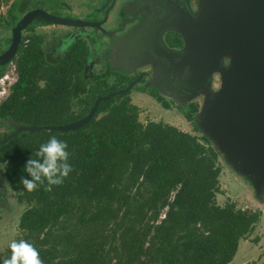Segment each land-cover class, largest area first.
<instances>
[{"label":"trees","instance_id":"1","mask_svg":"<svg viewBox=\"0 0 264 264\" xmlns=\"http://www.w3.org/2000/svg\"><path fill=\"white\" fill-rule=\"evenodd\" d=\"M27 37L14 57L18 79L0 105V118L63 124L83 117L98 95L110 96L74 131L21 132L0 145L8 186L25 205L15 240L32 243L43 264L231 262L261 212L217 202L221 166L209 140L162 121L142 123L129 92L116 99V91L134 85L135 79L124 75L109 84L105 75L96 74L74 110L80 74L89 64L85 41H75L50 62L42 36ZM172 41L182 44L179 35ZM153 95L170 108L161 95ZM197 109L198 103L190 102L185 119L192 121ZM9 133L0 134V140ZM52 136L67 143L73 171L50 192L46 183L28 192L20 183L21 177L30 179L25 165ZM10 254L9 247L0 251V264Z\"/></svg>","mask_w":264,"mask_h":264},{"label":"water","instance_id":"2","mask_svg":"<svg viewBox=\"0 0 264 264\" xmlns=\"http://www.w3.org/2000/svg\"><path fill=\"white\" fill-rule=\"evenodd\" d=\"M157 21L147 23L140 14L136 27L124 37L131 42L139 29L147 30L152 40L149 57L155 60L158 82L172 97L188 100L208 93L199 114L205 131L218 143L228 160L252 181L255 194L264 196V0H197L194 10L189 0L184 7ZM172 11V10H171ZM143 14V13H142ZM73 27L101 28V21L56 16L41 8L25 12L13 29L8 47L0 53V66L17 53L22 30L31 20ZM180 35L182 47L168 48L161 42L163 31ZM113 41L117 38L111 37ZM115 44V43H114ZM128 46L124 44V47ZM109 49H115L112 44ZM116 52V50H115ZM132 58L133 53L127 54ZM115 58V57H114ZM112 57H110L111 61ZM109 61V62H110ZM219 73L220 89L212 92L213 74ZM136 81V79H135ZM133 82L115 92L116 99L129 92ZM108 95H98L81 118L63 124L30 125L13 121V130L0 145L21 132L74 131L87 124L99 103Z\"/></svg>","mask_w":264,"mask_h":264},{"label":"rangeland","instance_id":"3","mask_svg":"<svg viewBox=\"0 0 264 264\" xmlns=\"http://www.w3.org/2000/svg\"><path fill=\"white\" fill-rule=\"evenodd\" d=\"M13 0H4L0 6V21L1 16L4 17L10 2ZM66 2H74L76 6L74 12L80 14V10L77 8L78 0H65ZM83 1V0H82ZM87 0H84L85 2ZM89 5H99L100 0H88ZM35 2L32 0H16V10L21 15L26 7L33 6ZM86 4V2L84 3ZM195 4V2H194ZM124 6V11L126 12ZM82 14V13H81ZM17 18V17H16ZM86 20H93L89 17ZM33 29V30H32ZM70 29L73 32V28L61 25H52L49 23L40 22L37 18H33L28 29L23 30V34H27L31 31L36 33H43L47 35L46 40L51 42L48 36L52 33L64 34L65 30ZM81 33H96V29L86 28L80 29ZM78 31V32H80ZM76 33V30L75 32ZM82 33V34H83ZM59 35V36H62ZM63 36H67L65 33ZM113 37V36H112ZM49 39V40H48ZM104 40V39H103ZM11 41V32L0 28V50L6 48ZM107 43V42H106ZM105 43V44H106ZM115 43V44H114ZM115 45V49H109L111 45ZM123 40L113 39L107 43L105 49L106 53L112 54L111 61L110 57H105L98 53L94 56L93 71H90L88 67H85L80 76L81 80L78 81L77 89L73 98V109L78 108L77 98L83 96L86 89L93 85L96 74H103L109 84L115 83L117 78L121 75L133 77L136 76V84L129 90V97L131 103L138 107V119L142 123L147 121H162L165 123L172 124L177 128L190 132L199 138L206 137L209 142L215 147L218 152V160L221 166V172L219 175L220 191L216 194V200L219 204H224L226 201L235 202L236 206L246 210H259L261 212L260 220L256 223L254 229L247 235L245 239H241L238 244L236 254L234 255L231 262L228 264H264V196L258 198L255 194V190L250 178L244 173V171L236 168L227 158L225 152L221 150L218 143L213 139L204 129L200 123L199 114L204 101L208 93H201L188 100H182L177 97H172L168 94L167 88L158 82L156 68L159 64L149 57L151 52L146 50L145 58L138 60L142 62L140 65L138 62L135 63V55L132 58H128L127 54L133 52H125ZM110 45V46H109ZM116 50V52H115ZM115 57V58H114ZM56 58L47 55L46 60H55ZM110 61V62H109ZM129 65V67H128ZM6 69L3 68L1 73ZM142 70V71H141ZM0 73V75H1ZM211 81V91L215 92L220 89L221 79L219 73L213 74ZM153 93L161 95L170 105V108H165L162 104L154 97ZM120 98V97H119ZM118 98V99H119ZM190 102L198 103V109L193 116L192 121L185 119L183 111L187 109V105ZM54 125V124H52ZM13 130V121L10 119L0 118V134L9 133ZM25 205L17 202L15 193L8 186L6 177L4 175L3 167L0 164V251H4L9 243L19 235L18 222L20 215L22 214Z\"/></svg>","mask_w":264,"mask_h":264},{"label":"flooded vegetation","instance_id":"4","mask_svg":"<svg viewBox=\"0 0 264 264\" xmlns=\"http://www.w3.org/2000/svg\"><path fill=\"white\" fill-rule=\"evenodd\" d=\"M32 1L35 2V4L30 7L28 5V7H26L25 11L21 15H19L17 12L15 13L16 6L12 10V13L10 15L9 11L13 3L15 2L16 4V0H13L9 4H7L8 10L4 17L1 16L0 28L9 30L12 35V29L16 21L19 18H21L25 12L35 8L44 9L45 11H48L49 13L54 14L56 16H63L68 18L74 17L83 20L89 19V17L93 19L87 21H101L106 19L105 22L101 24V28H96L97 34L94 32L93 33L82 32L83 33L82 34L80 31V29H86V28L94 29L93 27L66 26L68 28L70 27L71 29L73 28V30H71L73 32H70L69 31L70 29L65 30L67 31L65 32L67 33V36H63L65 33L63 35L52 33L50 37L48 36L51 42H48L46 40L47 35L43 33H36L31 31L27 34H23V30L21 32V40L19 46L22 44V42L24 43V45H26V43L29 41V38L27 36L30 34H38L42 36L43 41L41 47L44 52L45 59L49 54L56 58L55 60H49L50 62L57 61L59 58H61L69 49V46L72 45L75 41H79V40L85 41V44L88 47V54L86 55L85 59L86 62L89 63L85 67H88L90 71H93L94 56L97 53H98V57H100V55H104L105 57H107V59L108 57H112L111 53L107 54L106 53L107 50L105 51L107 47V43L111 40L112 36L117 39L124 37L133 27L135 28L136 25L138 24V21L140 20V14L141 15L145 14V16H147L146 18L147 23H153L154 25H156L157 21L162 20L163 17L169 15L172 12L174 13L176 11V7H177L176 5H179V7H184L185 5V0H100L99 5L95 4L93 6L92 5L90 6L88 0L85 1L86 4H84L85 3L83 2L84 0L83 1L78 0L77 7L80 8L77 9H79L80 12L82 13V14L81 13L78 14L74 12V8L71 9L73 5L76 6V4H73L74 2L71 1L70 2H66L65 0H32ZM3 2L4 0L2 1V4ZM189 2H190V8L194 10L197 5V0H189ZM124 6L126 7L125 9L126 12L124 11ZM11 18L14 19V23L11 22L12 20ZM52 25L57 26V24H52ZM27 29L28 27L26 28V30ZM75 30L76 33H74ZM146 34H148L147 30L143 31V29H139L133 40L131 42H126L128 48L125 47L126 48L125 52L126 51L133 52V54L136 57L134 59L135 63L138 62V60H141L142 58L148 56V55L145 56V52L146 50H148L146 46L147 47L149 46L152 37L151 35H148L147 37L144 36ZM178 35L179 34H177L176 32L166 30L161 33L160 40L162 44H165V46H167L168 48L179 49L182 47V44L172 45L173 43L172 40H175V37ZM6 48L0 50V53H2ZM11 60H14V58ZM90 62H93V64L91 65ZM142 62H138V64L140 65ZM7 64L0 66V73L1 70L7 66ZM129 78L133 80L136 79V76ZM135 84L136 81L134 82V85Z\"/></svg>","mask_w":264,"mask_h":264},{"label":"clouds","instance_id":"5","mask_svg":"<svg viewBox=\"0 0 264 264\" xmlns=\"http://www.w3.org/2000/svg\"><path fill=\"white\" fill-rule=\"evenodd\" d=\"M67 143L52 136L41 144L35 153L37 158H29L24 171L30 179L21 177L20 183L28 192L37 190L39 186L47 184L45 191H51L53 186H60L73 171L69 161ZM6 167V162L4 164ZM10 256L3 264H43L36 247L24 240H12L9 245Z\"/></svg>","mask_w":264,"mask_h":264},{"label":"built area","instance_id":"6","mask_svg":"<svg viewBox=\"0 0 264 264\" xmlns=\"http://www.w3.org/2000/svg\"><path fill=\"white\" fill-rule=\"evenodd\" d=\"M18 79L17 65L11 60L0 75V105L8 98L13 84ZM163 216V215H162Z\"/></svg>","mask_w":264,"mask_h":264}]
</instances>
